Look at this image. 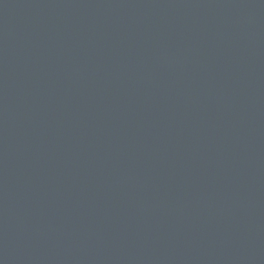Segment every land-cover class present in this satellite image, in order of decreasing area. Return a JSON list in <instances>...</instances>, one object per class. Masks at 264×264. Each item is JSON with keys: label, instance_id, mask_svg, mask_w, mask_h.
<instances>
[{"label": "water", "instance_id": "95a60500", "mask_svg": "<svg viewBox=\"0 0 264 264\" xmlns=\"http://www.w3.org/2000/svg\"><path fill=\"white\" fill-rule=\"evenodd\" d=\"M0 264H264V0H0Z\"/></svg>", "mask_w": 264, "mask_h": 264}]
</instances>
